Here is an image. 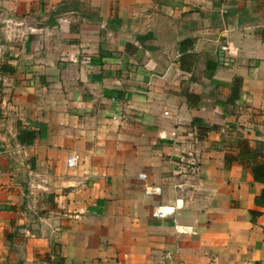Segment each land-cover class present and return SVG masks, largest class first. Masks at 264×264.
<instances>
[{
  "label": "crops",
  "instance_id": "1",
  "mask_svg": "<svg viewBox=\"0 0 264 264\" xmlns=\"http://www.w3.org/2000/svg\"><path fill=\"white\" fill-rule=\"evenodd\" d=\"M0 152V264H264V0H0Z\"/></svg>",
  "mask_w": 264,
  "mask_h": 264
},
{
  "label": "built area",
  "instance_id": "2",
  "mask_svg": "<svg viewBox=\"0 0 264 264\" xmlns=\"http://www.w3.org/2000/svg\"><path fill=\"white\" fill-rule=\"evenodd\" d=\"M227 48H223V50H226ZM1 157L2 154L0 152V175H1ZM67 163L69 166H73L75 164V160L72 157H69L67 160ZM145 176L143 174H140V178H144ZM145 194L147 195H159L161 193V188L159 186H151L146 185L144 187ZM175 211V207L170 205H161L154 208L153 215L157 218H165L168 216H171ZM182 232V230H179Z\"/></svg>",
  "mask_w": 264,
  "mask_h": 264
},
{
  "label": "trees",
  "instance_id": "3",
  "mask_svg": "<svg viewBox=\"0 0 264 264\" xmlns=\"http://www.w3.org/2000/svg\"><path fill=\"white\" fill-rule=\"evenodd\" d=\"M232 86H233L231 90L232 94L229 98V101L231 100V102H234L239 97V80H234ZM30 134L32 135L33 133ZM248 155L254 158V154L252 152H249ZM252 174L256 182L264 183V164L257 167L254 166L252 169ZM255 202L258 205L264 207V191H262L260 197H256Z\"/></svg>",
  "mask_w": 264,
  "mask_h": 264
}]
</instances>
